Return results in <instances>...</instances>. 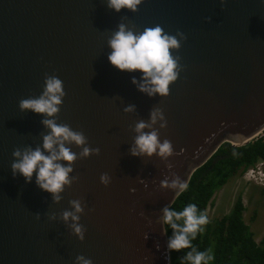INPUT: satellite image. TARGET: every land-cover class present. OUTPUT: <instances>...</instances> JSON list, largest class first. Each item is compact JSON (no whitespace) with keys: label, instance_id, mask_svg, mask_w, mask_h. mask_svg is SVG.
<instances>
[{"label":"water","instance_id":"obj_1","mask_svg":"<svg viewBox=\"0 0 264 264\" xmlns=\"http://www.w3.org/2000/svg\"><path fill=\"white\" fill-rule=\"evenodd\" d=\"M120 22L136 33L159 25L186 35L179 51L171 50L183 70L169 95L140 92L131 77L142 73L108 60ZM45 74L61 79L66 92L57 123L100 148L75 161L70 175L79 179L59 203L37 186L35 173L26 182L11 171L13 149L42 146L50 131L43 114L18 106L42 94ZM129 104L136 112L123 111ZM154 107L167 120L160 140L176 153L167 161L129 151L135 123L148 121ZM263 132L264 0H225L223 7L220 0H142L138 11L119 13L106 0H0V264H76L78 255L93 264H172L166 225L156 221L182 192L160 181L174 173L189 184L224 143L243 146ZM102 173L111 178L107 186ZM71 199L85 209L83 241L59 218L72 210Z\"/></svg>","mask_w":264,"mask_h":264},{"label":"clouds","instance_id":"obj_2","mask_svg":"<svg viewBox=\"0 0 264 264\" xmlns=\"http://www.w3.org/2000/svg\"><path fill=\"white\" fill-rule=\"evenodd\" d=\"M107 7L119 13L122 9L131 12L138 11V6L142 0H106ZM223 7L225 0H220ZM126 17H122L123 21ZM211 21V17L206 18ZM118 30L114 31L108 40V46L112 49L108 55V60L120 71L134 72L140 71L141 77L137 79L131 77V82L137 89L154 97L159 94L162 97L169 95L170 84L175 82L183 65L180 63L179 55L173 56L171 50L177 52L181 48V41L186 40V35L177 31L176 35L164 32V29L156 25L147 27L142 32L136 33L128 26L120 22ZM179 37V39L177 38ZM66 96L63 81L55 75L45 74V82L42 94L36 98H24L19 101V109L23 111L31 110L37 114H43L41 123L44 128L50 130L47 134H42V146L31 145L14 148L12 156L15 158L11 163V171L15 177L22 175L26 182H31L35 173V183L37 186L51 194L52 201L59 203L65 188H71L72 184L78 181V176L70 175L73 171V164L77 159H84L93 154L99 155V147H90L88 138L83 131L73 130L68 124H58L57 118L63 98ZM125 113L136 112V106L129 104L124 107ZM159 124V128L156 125ZM167 127V120L164 112L159 107H154L149 112V120L137 121L133 127L136 133L134 143L130 147V154L137 157H152L154 154L162 160L167 161L170 156L175 155L173 145L170 140H160L159 129ZM148 131H145V130ZM75 145L81 149L79 154L73 152L67 145ZM183 151V150H181ZM67 162V164L63 163ZM171 168L172 165L168 164ZM110 176L102 173L100 182L107 186L110 183ZM144 183L143 180L140 181ZM145 186H147L145 184ZM162 188L186 191L188 184L186 181L173 173V178H165L160 181ZM135 192L136 189H130ZM69 204L72 210H63L59 218L68 225L72 233L80 241L85 239V227L79 222L81 214L84 213V206L81 199H71ZM162 215L157 223L168 225L173 234L168 240L169 251H182L190 249L185 253L183 259L188 264H209L214 259L212 250L199 251L193 245V240L203 231L208 223V218L201 213L196 204H188L182 211H175L170 206H165ZM37 219L40 214L36 213ZM55 213L50 214L49 219L55 220ZM167 228L165 227V232ZM148 235L146 234L145 239ZM159 247V245H157ZM76 264H93L89 258L78 255L75 258Z\"/></svg>","mask_w":264,"mask_h":264},{"label":"trees","instance_id":"obj_3","mask_svg":"<svg viewBox=\"0 0 264 264\" xmlns=\"http://www.w3.org/2000/svg\"><path fill=\"white\" fill-rule=\"evenodd\" d=\"M259 162L264 163V135L243 146L224 143L219 150L193 174L188 189L170 207L182 211L188 204H196L206 215L215 194L233 177ZM246 206L240 194L230 212L220 218L208 219L193 245L199 251L212 250L214 259L209 264H264V236L259 242L246 223ZM207 216V215H206ZM170 238L173 230L166 225ZM190 249L171 251L172 264H188L183 256Z\"/></svg>","mask_w":264,"mask_h":264},{"label":"rangeland","instance_id":"obj_4","mask_svg":"<svg viewBox=\"0 0 264 264\" xmlns=\"http://www.w3.org/2000/svg\"><path fill=\"white\" fill-rule=\"evenodd\" d=\"M255 180L248 178L247 170L231 178L215 194L206 215L208 219L213 220L228 214L241 194L246 206L245 221L259 242L264 236V185Z\"/></svg>","mask_w":264,"mask_h":264},{"label":"built area","instance_id":"obj_5","mask_svg":"<svg viewBox=\"0 0 264 264\" xmlns=\"http://www.w3.org/2000/svg\"><path fill=\"white\" fill-rule=\"evenodd\" d=\"M262 135H264V132L262 133ZM261 136V135H260ZM247 174H248V178L249 179H253L255 181H257L258 183H260L261 185H264V163L263 162H259L256 166L251 167L247 170Z\"/></svg>","mask_w":264,"mask_h":264}]
</instances>
